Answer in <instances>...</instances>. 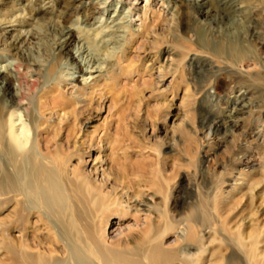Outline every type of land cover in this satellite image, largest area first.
<instances>
[{"label":"rangeland","instance_id":"rangeland-1","mask_svg":"<svg viewBox=\"0 0 264 264\" xmlns=\"http://www.w3.org/2000/svg\"><path fill=\"white\" fill-rule=\"evenodd\" d=\"M42 1L33 0L32 4L44 11H56L57 0ZM93 1L103 15L89 25L108 24L119 43L130 31L140 30L142 15L145 25L152 21L141 49L131 56L138 64H122L131 71L117 74L112 82L105 77V66L87 69L90 55L81 39L71 48L76 61L64 74L69 85L81 86L86 78L85 86L99 83L101 91L90 98L88 111L79 120L71 117L75 122L69 137L79 154L68 165L76 182V194L70 199L75 208L66 210L67 219L76 212L81 221L92 224L94 231H102L101 237L123 242L133 241L146 216L154 223L169 221V242L175 245L185 234L182 226L205 209L209 220L204 227L212 228L200 231L206 250H192L182 243V256L196 255L195 264H230L233 252L225 239L239 230L248 239L252 225L264 224V113L258 111L264 108V46L258 48L247 35L261 22L255 15L260 0H231L226 9L225 0H209L207 4L205 0H187L185 5L183 0ZM88 4L86 1L84 5ZM181 8L190 11L192 40L187 32L178 30ZM158 13L160 18L154 21ZM19 18L4 22L0 32L10 36L22 32L29 38L32 28L23 27L19 21L33 18L26 13ZM78 25L86 26L80 15L67 25L65 32L76 30ZM255 32L264 38V29L258 27ZM235 37L239 56L247 54L242 57L243 62L230 64L237 60L233 54L238 51L230 53L227 39ZM35 45H23V54L29 57ZM219 47L228 57L223 52L218 54ZM167 49L170 51L165 52ZM190 56L215 60L203 67L192 66ZM14 63L9 58L0 60L1 73L7 72L6 67L14 73ZM78 64L84 67V76L78 72ZM228 68L242 74L238 85L233 84L234 78L226 72ZM217 75L216 92L209 84ZM206 78L209 83L200 89ZM207 93L211 95L210 103L202 99ZM243 102L251 106L246 114L238 111ZM67 110L73 112V107ZM205 113L216 115L218 128L213 126L210 136L200 132ZM253 128L259 130V135L249 134ZM79 159L83 161L78 162ZM241 159H250L252 165L241 163ZM137 196L152 197L153 201H147V206L137 211L131 207ZM118 199L121 205L116 203ZM9 204L0 212L1 224L16 219L18 206ZM35 227L45 225L37 222ZM16 233L12 231L11 236ZM263 242L264 238L259 245L262 249Z\"/></svg>","mask_w":264,"mask_h":264},{"label":"bare ground","instance_id":"bare-ground-1","mask_svg":"<svg viewBox=\"0 0 264 264\" xmlns=\"http://www.w3.org/2000/svg\"><path fill=\"white\" fill-rule=\"evenodd\" d=\"M57 1L56 11L36 8L32 4L33 0L0 2V26L4 22L18 21L19 16L25 13L33 18L19 21L23 27L32 28L29 38L22 36V32L12 36L0 32V60L12 59L16 68L14 73L9 67H6L7 72L1 73L3 67L0 66V212L4 210L6 204L18 206L15 209L14 221L0 223V264H195L196 255L187 253L182 256L181 244L184 243L183 245L192 250L206 248L201 240L203 235L200 231L212 228L204 227L209 220L205 209L196 218L191 216L184 227L182 226L185 234L175 245H170L169 242L171 231L169 221L154 223L146 216L138 225L140 229L137 230V236L133 237V241L123 242L119 238L110 241L105 235L101 237L102 231H94L92 224L89 221H81L76 212L71 213L70 220L67 219L66 210L70 206L72 211L75 208L71 198L76 194V182L70 176L68 165L73 157L79 154V151L75 150L77 146L69 137L75 122L71 117L73 115L79 120L83 113L88 111L90 98L93 99L101 91L97 87L98 82H95L97 85L85 86L86 78L81 86L75 83L73 86L69 85L64 74L68 73L69 65L76 61L71 48L78 39H81L85 52L90 55V60L86 64L87 69L105 66L107 71L105 77L108 82H112L117 74L131 71L122 64H138L131 56H135L141 49V42L150 31L152 20L145 25L142 15L140 30L130 31L128 37L119 43V38L112 34L108 24L89 25L91 20L103 15L102 9L93 0ZM86 1H89L87 6L84 5ZM229 1L231 0L223 2L226 4L225 9ZM182 3L185 5L188 1L183 0ZM207 3L209 0L204 1V4ZM258 3L255 6V15L261 22L256 23L254 29L247 35H250V42L261 48L264 46V38L256 34L255 29L258 27L264 29V8L261 6L262 0ZM189 13V10L181 8L177 26L180 32H187L189 39L192 40L194 34H190L188 26ZM77 15L81 16L86 26L78 25L76 30L65 32L67 25ZM153 16L154 12L152 18ZM158 18L159 13L154 21ZM236 39V37L227 39L231 54L238 51ZM31 44H36L35 50L33 52L30 49L29 57H26L22 46ZM169 51L167 49L165 52ZM222 52L223 49L219 47L218 54ZM226 53L223 52L228 57ZM236 54L233 56L237 60L229 62L230 64L243 62L242 57L247 53H241L239 56L238 51ZM189 60L191 65L199 64L203 67L204 64H213L215 59L190 56ZM249 67L248 70L252 71ZM78 72L84 76V67L79 64ZM226 72L234 78L235 86L241 82L239 80L242 74L229 68ZM217 77L218 75L209 84L216 92L219 86ZM167 80L166 78L165 82ZM209 80L203 79L205 83L200 85V89L204 88ZM39 88L37 92L36 89ZM210 97L211 95L207 93L202 99L210 103ZM25 101L27 104H24ZM69 107H73V112L67 110ZM250 109L251 106L243 102L238 111L246 114ZM258 111L264 113V108ZM215 119L216 115L205 113L201 120L200 132L210 136L213 126L218 128ZM54 128L59 131L54 132ZM249 134L257 136L259 130L250 129ZM81 161L83 159H79L78 162ZM241 163L252 165L250 159H241ZM147 201L152 202L153 198L137 196L132 200L131 207L139 211L140 207L147 206L145 204ZM116 203L121 205L122 201L118 199ZM37 222L44 223L45 227L36 228ZM252 226L247 234L248 239L241 230L225 239V243L233 252L230 264H244L242 259L246 264H264V249L259 246L264 238V224ZM220 229L219 227L216 230ZM14 230L17 233L12 237L11 232ZM195 254L198 255L197 252ZM233 258L237 260L234 261Z\"/></svg>","mask_w":264,"mask_h":264}]
</instances>
